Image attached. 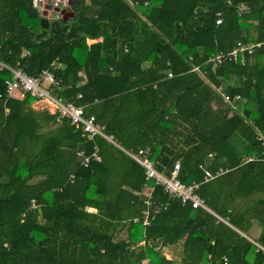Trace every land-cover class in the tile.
<instances>
[{
    "label": "trees",
    "instance_id": "obj_1",
    "mask_svg": "<svg viewBox=\"0 0 264 264\" xmlns=\"http://www.w3.org/2000/svg\"><path fill=\"white\" fill-rule=\"evenodd\" d=\"M70 1L37 39L32 0H0V62L31 76L51 70L55 94L84 106L125 149H148L166 175L180 160L179 179L199 183L214 213L147 182L104 137L85 140L67 118L35 109L38 99L9 94L4 68L0 264H264L240 233L258 224L264 245V0ZM239 42L252 50L228 56ZM219 52L226 57L210 61ZM220 168L228 171L205 181ZM180 242L178 263L163 249Z\"/></svg>",
    "mask_w": 264,
    "mask_h": 264
},
{
    "label": "built area",
    "instance_id": "obj_2",
    "mask_svg": "<svg viewBox=\"0 0 264 264\" xmlns=\"http://www.w3.org/2000/svg\"><path fill=\"white\" fill-rule=\"evenodd\" d=\"M32 5L40 13H43L46 9L49 13L50 10H66L70 6V0H32ZM219 22H221V20H219ZM252 48L253 45L245 46L239 42L238 47L228 56L236 59L239 51H251ZM224 57H226L225 54L223 52H219L216 56L211 57L210 61L220 63ZM4 68L9 69L12 73V78L6 82L9 94L16 90H20L38 99V101H43L51 114H55L57 116L58 121L67 118L70 121V124L81 132V135L85 140L90 141L97 136H102L120 149L124 150L131 158L137 161L144 168L147 182L154 181L156 185L162 186L164 191L168 193L169 196L180 198L184 204L190 203L193 208H202L214 213L207 205L205 199L198 192L200 186L199 183L186 184L179 179V171L181 169L180 160L175 163L171 174L166 175L156 168L154 161L149 156L150 153L148 149H139L137 152H134L122 147L113 135H108L103 132V128L98 123L95 115H85L84 106L76 105L71 101H67L53 92L55 87H60V81L57 80L55 74L51 70L45 69L38 76H31L21 67H10L0 62V70ZM214 89L221 96L224 102L233 104L231 96L223 89L222 86H214ZM235 99H239V96ZM258 134V140L264 147V134L260 132ZM80 154L82 155L84 152L81 151ZM92 156L97 160H101V157L97 152H94ZM256 158V156L247 157L246 161H252ZM89 162L90 157L86 156L83 160L84 165L87 166ZM227 171L228 170H224L223 168L218 169L216 172L205 170L204 179L205 181H210L223 175ZM152 191L153 186L146 183L144 194L146 196L145 203L148 205V208L143 211L144 217L142 223L144 225L150 224L151 212L149 207L153 204ZM32 204L33 206H36L34 200H32ZM135 221L138 220L135 219ZM253 243L257 246L258 250H261L264 253V245L255 241H253ZM224 259L227 260L226 257Z\"/></svg>",
    "mask_w": 264,
    "mask_h": 264
},
{
    "label": "crops",
    "instance_id": "obj_3",
    "mask_svg": "<svg viewBox=\"0 0 264 264\" xmlns=\"http://www.w3.org/2000/svg\"><path fill=\"white\" fill-rule=\"evenodd\" d=\"M71 2V1H70ZM71 4V3H70ZM36 104H41V109H47L49 111L48 108H46V104L43 102V101H35L33 103V107L36 108ZM35 105V106H34ZM50 112V111H49ZM51 113V112H50ZM225 222H227L226 220H224ZM228 223V222H227ZM253 233L256 235V238H254L252 235H249L247 233H243V232H240L241 234H243L250 242L253 243V241L255 242H259L258 241V237L260 236V233L262 232V229L261 227L259 228V230H252ZM183 242H180L179 244L177 245H169V246H166L164 247L163 249V253L169 257V258H172V259H175L176 261H181V258H182V244Z\"/></svg>",
    "mask_w": 264,
    "mask_h": 264
},
{
    "label": "water",
    "instance_id": "obj_4",
    "mask_svg": "<svg viewBox=\"0 0 264 264\" xmlns=\"http://www.w3.org/2000/svg\"><path fill=\"white\" fill-rule=\"evenodd\" d=\"M56 11L58 12V16L63 14L66 10H58L56 9ZM41 27H42V31L36 34V38L37 39H41L43 37H45L48 33V27L50 25V19L48 18V10L46 9L43 13H42V18H41Z\"/></svg>",
    "mask_w": 264,
    "mask_h": 264
},
{
    "label": "rangeland",
    "instance_id": "obj_5",
    "mask_svg": "<svg viewBox=\"0 0 264 264\" xmlns=\"http://www.w3.org/2000/svg\"><path fill=\"white\" fill-rule=\"evenodd\" d=\"M42 14V13H41ZM59 16H58V12L56 10H50L49 13H48V18L50 19V21L52 19H57ZM35 106V105H34ZM36 108L35 109H41V104H36L35 106ZM242 203L240 201V203H237L238 206H240ZM260 226L258 224L254 225L252 230H259ZM247 233L249 235H252L254 238H256V235L253 233V231H251V229L249 231H247ZM126 234H122L121 236L119 235L118 238H122L124 237ZM182 259V258H181ZM179 263V261H177Z\"/></svg>",
    "mask_w": 264,
    "mask_h": 264
}]
</instances>
